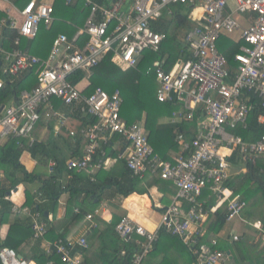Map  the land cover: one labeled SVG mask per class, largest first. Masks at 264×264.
<instances>
[{
  "label": "built area",
  "instance_id": "obj_1",
  "mask_svg": "<svg viewBox=\"0 0 264 264\" xmlns=\"http://www.w3.org/2000/svg\"><path fill=\"white\" fill-rule=\"evenodd\" d=\"M74 1L66 0V5ZM128 2L130 8L123 12ZM230 2L234 3L232 9L228 8ZM82 3L89 10L84 26L72 38L57 35L45 58L20 52L18 38L7 50L0 43V89L7 78L27 70H32L36 81L30 91L21 92L18 99L15 97L14 103L0 107V143L11 141L20 149L31 146L37 124L51 119L56 121L55 134L58 133L67 118L53 108L52 98L70 107L71 113L77 108L84 118L77 135L85 146L78 158L67 161L69 171L89 174L94 155L104 157L103 150L115 136L126 145L124 163L132 176L138 179L146 174L159 176L176 189L155 230L148 231L128 217L116 224L117 237L135 246L131 264H144L160 231L179 239L193 264L224 263L226 255L217 247L218 238L212 237L207 242L205 238L210 220L218 211L225 213L228 223L241 219L247 207L242 195L229 185L234 176L244 173V170L231 171V158L246 164L264 158V133L250 142L236 133L239 129L246 131L252 118L264 131V0H114L109 5L82 0ZM175 4L187 5L192 10L194 25L184 38L188 59L170 71L165 70L163 62H155L145 70V75L155 80L159 103L177 105L169 122L175 126L197 122L200 131L187 141L177 129L174 134L180 151L171 161H162L149 143L144 126L121 117L123 100L119 90L109 95L95 87L83 93L69 77L78 71L89 75L108 54L113 55L122 69L136 70L141 54L159 52L166 40L164 34L150 29V22ZM53 13L52 4L33 0L20 12V24L11 22L10 27L17 30L19 37L32 40L41 25L46 29L52 26ZM235 32H239L236 41L239 49L233 55L236 68L228 71L217 42ZM83 37L86 42L80 46ZM75 135L70 132V136ZM55 166L54 161L49 162L48 175ZM9 198L5 200L12 203ZM38 200L35 198L36 203ZM12 213L30 223L33 239L45 238L48 224L33 206L13 205ZM86 219L91 221L93 215ZM252 227L260 230L261 223ZM232 241L238 242L239 237L233 236ZM86 247L85 237L76 241L57 239L48 243L46 254H55L60 264H86L81 253ZM0 264L35 263L18 258L14 249L1 246Z\"/></svg>",
  "mask_w": 264,
  "mask_h": 264
},
{
  "label": "trees",
  "instance_id": "obj_2",
  "mask_svg": "<svg viewBox=\"0 0 264 264\" xmlns=\"http://www.w3.org/2000/svg\"><path fill=\"white\" fill-rule=\"evenodd\" d=\"M94 1L99 5H106L112 0ZM53 9V15L55 14L61 16L63 22L65 19H67L66 17L70 18V16L73 15L75 17V21H70V23L73 22L71 25H80L81 27L84 24L89 12V10L84 7L82 0H75L73 4L70 5H66V0H55ZM58 10H60V12ZM191 11V7L187 5L175 4L164 10L162 16L159 19L150 22V29L155 33L164 34L166 36V40L162 42L159 52H143L140 56V58H142L138 61L136 70L122 69L115 62L113 55L108 54L97 66L92 68L89 73V90L98 86H101L103 89H105L104 86H109L110 88L108 90L105 89L109 95L112 94L116 89L119 90L123 100L120 115L125 121L128 122L130 120H134L140 122L143 116L145 117V127L149 131V143L152 145L157 156H160L159 158L162 161H168L167 152H176L179 148L175 141L176 137L174 134L177 129L184 134V137L187 141H191L200 131V127L197 122H184L178 126L168 123L161 124L159 122L162 119H169L171 114L177 110V105L159 103L156 100L155 80L152 76L145 75V70L148 67H152L155 62L160 60L166 54L168 56V67L166 69H169V67L173 65L175 61L179 60L178 53L184 49V43L181 42V40L183 41L185 35L194 25V22L191 19ZM2 21L3 27L0 34V43L4 50L12 47L13 41L18 38V50L20 52L32 55L34 54L33 49H36V46L38 45L43 46V43L46 42V38L49 34L45 31L46 28L41 25L36 38L28 40L26 38L19 37L17 30L10 28L8 16L5 14V12L0 11V23ZM63 24L66 25V28L75 31V28L69 24ZM54 38L52 37V41ZM85 42L86 38L83 37L82 40H80V46H82ZM169 43H176L177 45H180V47L177 46L179 50L176 54H174L175 56L169 55ZM217 49L226 60V69L228 71H233L236 68L233 55L238 52L239 45L232 43L224 37H221L217 42ZM86 76L88 75L85 72L78 71L73 73L69 77V80L72 82V84H78ZM35 82L36 81L32 74V70H27L19 73L17 76L7 78L3 88L0 89V107L7 99L11 97H16L18 99L21 92L30 91L35 86ZM50 103L55 110L63 113L67 118L64 126L59 128L58 133L55 134L54 132V124L56 121L51 119L46 122L47 134L44 137V140L40 142L38 141L39 133L44 126L42 123H38L33 132V144L31 146L20 149L14 146L13 142L11 141H8L5 145H0V176L8 175V177L11 178L9 186L1 184L0 181V227L6 224L12 215L13 205L9 201L5 200V198L10 197L9 194L14 188H16V186L20 184H31L34 182L39 184V188L35 193V198L38 197L39 202L36 203L34 195L26 191V202L24 205L30 207L33 206L35 211L41 213L42 220L48 224V217L45 216V213L54 214L57 210L58 201L61 195L66 192V187L61 185V174L65 172L69 176H75L76 172L69 171L66 167L64 158H61L60 144L61 139H63V141L73 149L75 154L78 152L80 153V149L84 148L85 146V141L78 137L77 134L83 125L84 118L80 116L79 111L76 110L77 108L73 111V113H71V108L64 106L63 103L58 99L52 98ZM72 131L76 134L73 137L70 136V132ZM236 133L241 136L244 141L250 142L255 140L259 134L264 133V131L262 128L258 127L252 118L249 121L246 131L239 129L236 131ZM23 152L29 153L32 159H37V162H43L44 160L45 165L49 160L54 161L56 166L53 170V173L48 175L46 178H43L35 173L26 172L19 161ZM2 172L4 175H2ZM127 172L129 176L132 175L130 171L127 170ZM148 175L149 174H146L145 177ZM151 176L155 177V180L152 184H154L155 187L160 188V190L166 191L168 190L169 186L172 185L169 182L161 180L159 176ZM89 181L90 180L87 179L85 183L86 192L89 191L90 187H95V184H91ZM130 181L132 186L124 193L125 195H129L137 191L140 194L145 193V191L137 189V184L139 183L140 185L141 183L140 181L137 182L136 177L132 176ZM252 182L259 187V190H261L264 198V166H261L260 159L247 163V172L240 176L236 181H232L229 185L234 190V192L240 193L244 201L248 204V185ZM173 188L175 189L174 186ZM71 214H73L72 210L68 211V216ZM74 216L78 218L79 214ZM225 218V213L218 211L214 215L212 219L213 221L208 227V235H218L225 226ZM73 222L74 221L72 220L68 230L62 233H58L54 223L50 222V228L49 231H47L45 237L52 242L55 239L66 240L68 231H70V229L73 227ZM115 226V224H111L106 229L107 234L109 237H111V247H108V245L99 246V243H104L103 235L101 234L99 235L101 241H93L92 238L89 240L86 239L87 247L81 250L82 255H86L87 261L84 260L86 264H92L91 260L94 261L95 257H102L103 260L107 258V260H110V263L112 262L111 264H131L135 246L130 241L120 240L115 233ZM28 235L32 237V231L29 222L25 221V225L15 223L10 228L8 235L0 244V247H9L18 253V248ZM164 235L169 236L164 231H160L158 240L160 237H164ZM172 239L177 240L180 244H182L177 238L172 237ZM158 247L159 245L156 242L150 254L155 256ZM218 249L220 250V248ZM121 252H123V255ZM188 257V264H193L189 253ZM48 259H51L50 261H53L54 264H60V261L55 254H52V256L42 254L41 257L36 258L34 261L37 264H47ZM164 259L165 260H163V262H169V260L166 258Z\"/></svg>",
  "mask_w": 264,
  "mask_h": 264
},
{
  "label": "crops",
  "instance_id": "obj_3",
  "mask_svg": "<svg viewBox=\"0 0 264 264\" xmlns=\"http://www.w3.org/2000/svg\"><path fill=\"white\" fill-rule=\"evenodd\" d=\"M30 1L33 0H7V2H3L0 0V11L5 12V14L8 16L10 24L11 22H16V24L19 25L21 22L20 12ZM34 1L52 4L53 7L55 4V0ZM113 1L114 0L110 1V3H112ZM129 8L130 2L126 3L123 6L122 11L127 12ZM58 11L60 12V10ZM198 14L199 11L196 12V15ZM193 15L195 16V14ZM234 17L238 20V22L244 24L241 17L237 15H235ZM74 18L75 17L71 15L69 18L71 20L65 23L61 19V16L54 14V21L52 26L50 27L51 29L49 28L45 30L49 33L46 38V42L43 43V46H36V49H33L34 54L32 55L45 58L50 50L52 37L54 38L59 34H65L68 38H72L76 34L77 30L84 26V24L82 25V27L80 25H71L73 22L70 23V21H73ZM2 23L3 21L0 23V34L3 27ZM63 23L69 24L70 26L75 28V31L66 28V25H64ZM238 37L239 32L224 36V38L234 44H238L236 43ZM178 54L179 60L175 61L174 64L169 67V69H166L168 67L167 54L157 62H163L165 70L170 71L176 64L180 62V55H187V52L185 50V54H182V51ZM89 77V75L86 76L81 82L77 84L79 90H81L83 93H88L92 89L91 88L89 90ZM98 87L101 88V86ZM101 89L107 93L105 89ZM14 102L15 99L11 97L7 99L3 105H8ZM128 122L132 121L130 120ZM159 122L161 124H171L169 122V119H162ZM41 123L45 127L43 126L41 132L39 133V142L44 140V137L47 134L46 122L42 121L40 122V124ZM139 123L144 126L147 135H149V131L145 127L144 116ZM54 126H56V123L54 124ZM5 144H7V142L5 141L0 143V145ZM60 145L61 158H64L65 164L72 158H78V155H80L84 149L81 148L80 153L78 152L75 154L73 149L70 148L67 143L63 141V139H61ZM103 151L105 154L104 157L100 156L98 153L94 155L92 163L90 165L89 174L75 173V176H69L65 172L61 174V185L66 187V192L61 195L55 213H46L48 217V231L50 228V222L54 223V226L56 227L58 233L67 231L71 221L73 220V227L70 229V231H68L66 240L76 241L81 237H85V239L88 240L92 238L93 241H101L99 238V235L101 234L103 235L104 243H99V246L108 245V247H111V237H109V235L107 234L106 229L111 224L116 225L123 217L130 218L135 224L145 227L148 231H152L157 228L161 219V213L164 211V208L172 202V199L175 195V189L173 188V186H169L168 190L166 191L160 190V188H157L154 186V184H152L155 180V177L148 175L146 177L144 176L141 179L136 178L137 182L140 181L141 183L140 185L139 183L137 184V189L145 191V193L140 194L137 191L129 195H125L124 193L132 186V183L130 181L132 175H128V169L126 168L124 163V158L126 156V145L121 141L120 138L114 136L110 140V144L107 147L106 151ZM179 151L180 150L178 148L176 152H167V160L171 161L178 155ZM258 159L264 160V158ZM19 161L26 172L35 173L40 177L46 178L44 172L39 170L38 168L37 159H32L29 153L23 152ZM100 161H103L104 164L100 163ZM246 169L247 164L242 160L237 159L236 157L231 158L232 172H242L244 170V173L234 176L232 178V181H236L240 176L245 174L247 172ZM87 179L90 180L89 182L91 184L94 183L95 187H90L89 191L86 192L85 183ZM232 181H230L229 184ZM38 188L39 184L36 182L31 184H20L15 188V191H12L10 193L9 200L15 207L25 206L24 204L26 202V198L24 191L29 192L30 189H33L32 192H36ZM247 209L248 204L241 215V219H237L228 223L225 222V226L218 235L210 236L208 235V233L206 235V242L212 237L218 238V248H220V250L223 251L226 255V260L222 264H264V218L258 219L251 216L247 212ZM71 210L74 215L79 214V217L76 218L73 214L68 216V211ZM76 211H78V213H76ZM88 215H93V219L91 221L86 219V216ZM212 219L210 220V223L213 221ZM25 221L26 220L21 216L12 213L8 222L0 227V244L8 235L12 225H14L15 223L25 225ZM257 222L261 223L260 230L252 227V224H255ZM233 236H238L239 241L233 242ZM56 240L57 239H55L54 241ZM49 242L52 241L46 237L41 240L33 239L30 235H28L18 248V254L23 258L31 260L35 264H37L34 260L41 257L42 254H46L47 245ZM157 243L159 247L156 255L153 256V254H149L145 259L144 264H188L189 252L187 248L184 245L180 244L177 240L172 239L170 235H164V237H160ZM82 257L85 261H87L86 255H82ZM164 258L169 260V262H163V260H165ZM50 260L51 259H48L47 264L50 262ZM91 263L111 264L112 262L110 263V260H107V258L103 260L102 257H95L94 261L91 260Z\"/></svg>",
  "mask_w": 264,
  "mask_h": 264
},
{
  "label": "rangeland",
  "instance_id": "obj_4",
  "mask_svg": "<svg viewBox=\"0 0 264 264\" xmlns=\"http://www.w3.org/2000/svg\"><path fill=\"white\" fill-rule=\"evenodd\" d=\"M232 3L231 2L228 3L229 9L233 8L234 3H233V5H232ZM64 22L65 23L69 22V18L65 19ZM222 37H224V36H222ZM181 42H184V39H183V41L181 40ZM168 45H169L168 46L169 55L175 56L174 54L179 50L177 46L180 47V45H177L176 43H172V44L169 43ZM172 45H174V46H172ZM182 54H185V48L183 49ZM186 59H187V55H180V61H185ZM107 87L104 86V88L108 90L110 87L109 86H107ZM131 121L137 122L134 120H131ZM56 129H57V126H54V132H56ZM260 161H261V166H264V160L260 159ZM49 162H51V161L49 160L46 165L44 163V160H43V162L42 161L37 162L39 170L43 171L44 174L46 175V177L48 176V164H49ZM78 174H80V173H78ZM2 175H4L3 172H2ZM0 181H1V184L5 185V186H9L11 178L8 177V175L0 176ZM16 187H18V186H16ZM32 191H33V189H30L29 193L33 194L34 199H35V196H36L35 193L36 192H32ZM24 192H26V191H24ZM248 193H249V199H248L247 212L255 218L263 219L264 218V198H263L261 190H259V187L255 183L252 182L248 185ZM36 198H38V197H36ZM212 201L214 202L215 200L212 199ZM248 229H251V228H248Z\"/></svg>",
  "mask_w": 264,
  "mask_h": 264
},
{
  "label": "water",
  "instance_id": "obj_5",
  "mask_svg": "<svg viewBox=\"0 0 264 264\" xmlns=\"http://www.w3.org/2000/svg\"><path fill=\"white\" fill-rule=\"evenodd\" d=\"M0 66H1V63H0ZM13 191H15V188L13 189ZM10 195V194H9ZM45 216H47V214L45 213ZM18 258H23L21 255L18 254Z\"/></svg>",
  "mask_w": 264,
  "mask_h": 264
},
{
  "label": "bare ground",
  "instance_id": "obj_6",
  "mask_svg": "<svg viewBox=\"0 0 264 264\" xmlns=\"http://www.w3.org/2000/svg\"><path fill=\"white\" fill-rule=\"evenodd\" d=\"M186 36V35H185ZM185 38V37H184ZM184 43V42H183ZM186 46H185V43H184V48H185ZM185 50H186V48H185Z\"/></svg>",
  "mask_w": 264,
  "mask_h": 264
}]
</instances>
